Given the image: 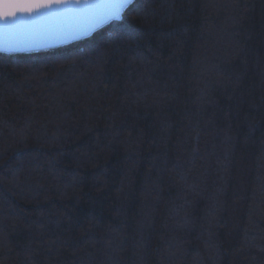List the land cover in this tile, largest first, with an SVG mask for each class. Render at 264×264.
<instances>
[{
    "label": "trees",
    "instance_id": "1",
    "mask_svg": "<svg viewBox=\"0 0 264 264\" xmlns=\"http://www.w3.org/2000/svg\"><path fill=\"white\" fill-rule=\"evenodd\" d=\"M0 264H264V0L0 53Z\"/></svg>",
    "mask_w": 264,
    "mask_h": 264
},
{
    "label": "water",
    "instance_id": "2",
    "mask_svg": "<svg viewBox=\"0 0 264 264\" xmlns=\"http://www.w3.org/2000/svg\"><path fill=\"white\" fill-rule=\"evenodd\" d=\"M134 0H127L118 16L106 17L107 9L102 7L108 0H83L75 4L58 6L38 14H22L7 22L0 20V53H31L67 45L89 37L92 33L119 21L124 10Z\"/></svg>",
    "mask_w": 264,
    "mask_h": 264
},
{
    "label": "snow or ice",
    "instance_id": "3",
    "mask_svg": "<svg viewBox=\"0 0 264 264\" xmlns=\"http://www.w3.org/2000/svg\"><path fill=\"white\" fill-rule=\"evenodd\" d=\"M84 6L88 7V0H83ZM127 0H108L107 3L101 5L108 11V16H118L123 5ZM76 6L81 5V0H0V20L7 22L10 19L19 18L22 14L33 15L44 10H51L58 6Z\"/></svg>",
    "mask_w": 264,
    "mask_h": 264
}]
</instances>
